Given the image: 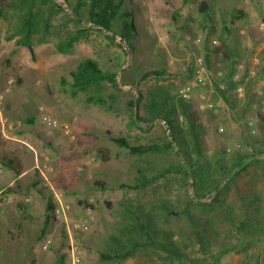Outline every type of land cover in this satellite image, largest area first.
I'll return each instance as SVG.
<instances>
[{
  "label": "rangeland",
  "instance_id": "374dc122",
  "mask_svg": "<svg viewBox=\"0 0 264 264\" xmlns=\"http://www.w3.org/2000/svg\"><path fill=\"white\" fill-rule=\"evenodd\" d=\"M73 1L69 0V3ZM200 1L129 0L127 9L131 11L135 29L131 44L117 36L109 41L107 33L92 28L88 38L75 43L68 53L56 51L58 37L54 34L42 43L38 42L37 36L33 37L32 52L17 47L15 39H4L8 26L0 21V169L4 167L3 157L12 158L18 153L27 155L21 157L25 167L35 166L28 175L12 186H6L0 194V203L6 205V211L10 209L7 217L10 220L0 219V237L4 236L0 238V264H55L53 252L65 250V245L61 242V225L54 221L51 213L43 231V221L48 216L45 210L47 199L52 201L53 207L62 205L69 220L84 214L87 208L83 202L91 206L93 221L89 231L75 235L81 251L79 264H99V254L108 250L111 244L109 237L119 235L122 201L147 209L154 204L152 208L156 218L159 216L160 226L173 234L172 241L184 255L181 260L185 264H208L211 255L220 247L229 245H235L239 252L223 255L218 264H264V0H203L211 7L208 15L198 12ZM55 3L64 9L63 13L71 15L67 1L55 0ZM237 9L246 10L247 14L231 25V15ZM63 13L53 18V25L61 21ZM80 24L81 27H91L83 21ZM75 27L69 22L66 30ZM225 27L228 32L224 31ZM14 49L17 53L6 60ZM86 58L96 61L102 70L117 74L120 102L113 112L87 104L81 94H70V73ZM198 59L204 63L207 78L204 77V84L190 88L187 100L205 129L203 160L216 156L232 172L236 169L232 162L237 154L248 153V148L253 150V157L246 160L247 169L221 196L222 202L217 205L213 216L220 218L223 210L228 209L234 219L239 220L245 213L259 209L256 215L253 212L250 215L256 229L253 240L241 238L218 222L209 226L216 234L211 236L213 239L206 253L185 236L189 234L186 219L169 217L165 220L159 208V202L163 201L183 209L188 197H193L190 180L184 186L177 180L180 179L178 175L168 173L144 193L120 188V185L134 183L137 166L146 168L152 175L176 167L175 151L178 148L163 155L136 159L110 140V137H123L131 145H161L169 141L170 135L162 123L129 126L124 102L137 100L139 95L145 96L155 86L181 96L180 90L188 87L193 79ZM228 63L230 67L232 64L237 66L234 74L241 77L244 91L242 98L233 93L232 109L220 99L214 88L217 73L224 77L227 72L222 69L226 70ZM249 70H255L256 75L247 79ZM153 71H164L163 80L155 77ZM143 73H149V78L141 80ZM260 91L263 93L261 99L257 96ZM10 98L19 113L30 116L32 124L26 123L19 115L10 116L6 107ZM259 101H263V105L259 109L253 108ZM205 104H211L212 108H201ZM42 113H50L60 122L74 120V142H68L59 129L44 128L39 122ZM248 117L256 121L258 134L255 137L248 136L244 129ZM178 124L185 130L183 117H178ZM238 143L242 148L236 151L233 146ZM228 148L230 152H227ZM60 157L68 158L75 165L76 181L71 186L56 189L51 186V179L58 170ZM7 182L8 177L0 174V187ZM210 197L202 201L208 203ZM251 197H256L258 202L255 208L249 206L245 209L247 205H243V198ZM17 205H20L19 212L32 209L31 217L23 218L27 220L23 222V228L16 226ZM191 213L199 219L213 217L203 215L210 213L198 207H191ZM6 223L13 227L5 232ZM50 229L54 231L56 244L53 241L50 249L43 252L40 243ZM10 232L14 234L10 235ZM7 251L15 252L7 255ZM64 258L66 261V256ZM161 258L166 259L162 253L141 254L123 264H168Z\"/></svg>",
  "mask_w": 264,
  "mask_h": 264
},
{
  "label": "trees",
  "instance_id": "16d2710c",
  "mask_svg": "<svg viewBox=\"0 0 264 264\" xmlns=\"http://www.w3.org/2000/svg\"><path fill=\"white\" fill-rule=\"evenodd\" d=\"M67 1L71 15L63 13L64 9L55 3V0H0V21L8 26V32L5 36L6 41L15 39L17 47H25L32 52L33 37H38V42H44L51 34L58 37L55 49L59 53H68L74 44L80 40H85L90 34V30L95 28L104 31L106 39L113 41L114 37H119L121 41L128 45L134 38V27L132 25V14L127 9L129 0H74L73 3ZM185 1V0H184ZM200 14L208 15L211 7L206 1H200L197 6ZM59 13H63L61 21L53 25V18ZM244 11L237 9L231 15L230 24L244 16ZM90 24L91 27H81V22ZM73 22L76 27L74 30H66L67 24ZM205 24V22L203 23ZM228 32L227 27L224 28ZM109 34H111L109 36ZM17 51L11 50L6 56L9 60ZM205 62L208 64L207 59ZM234 64H232L233 66ZM233 69V68H232ZM159 80H163L164 71H153L152 73ZM234 71L227 74L220 80L225 86L220 89L218 83L214 85L215 91L220 99L232 109L230 101L235 90V84L231 81ZM149 73H143L141 80L148 79ZM192 76V73H191ZM70 94L76 96L81 94L87 104L96 105L104 108L107 112H113L115 105L120 102V88L116 77L117 74L110 71H104L99 64L86 58L82 60L75 71L70 73ZM125 109L129 116V126L151 125L155 122L164 123L166 131L170 135L169 141H164L161 145L155 143L131 145L123 137H110V140L119 148H124L128 155L141 159L147 155H163L173 151L175 147V156L178 165L173 168L163 169L156 174H149L144 167H135L136 178L132 185H120L122 189H129L138 193H144L149 188L165 178L168 173H174L179 176V183L187 186L188 180L191 181L193 197H188V202L183 209L169 206L166 202H159V208L162 210L165 220L169 217L181 218L188 222V232L185 235L188 240L198 244L202 253H206L210 247L212 233L209 229L211 224L223 223L230 231L236 232L241 238L253 240L256 237V229L253 227V219L250 215H256L259 209H254L251 213H245L243 218L235 220L231 210H223L220 218L213 216L217 205L221 204V196L225 194L231 185L235 183L240 173L247 169L246 160L253 157V150L241 155L237 154L233 160L235 170L232 172L225 167L222 159L214 156L213 158H204V136L205 129L198 117L191 110V104L187 99L181 96L172 95L168 89L161 86L152 87L146 95H139V99H127L124 102ZM183 117L185 130L178 124V117ZM26 123L31 124L29 119ZM224 164H223V163ZM2 165L5 168L17 169L19 174L18 161L14 157H3ZM76 181L75 165L71 160L65 157L58 159V170L51 179V186L60 189L71 186ZM211 196L210 201L202 200ZM258 202L257 198H243L245 209L254 206ZM86 208H91L87 203H82ZM121 222L119 223V235H111V244L108 250L99 254V264H123L128 259H133L141 254L149 253L164 254L168 264H185L181 259L179 247L173 243V234L160 226L159 216L156 218L154 204L150 209L141 205H133L131 202L122 201L120 203ZM191 207H198L208 210V219H199L191 213ZM255 208V206H254ZM53 209V203L49 199L46 202V213L44 229L47 221L50 219V212ZM158 219V220H157ZM20 229V227L18 226ZM18 229V230H19ZM42 231V232H43ZM10 235L14 233L10 232ZM183 236V235H181ZM243 243V239H241ZM216 243V240L214 241ZM244 250V247L242 248ZM241 249V250H242ZM235 245L220 247L215 254L210 256L208 264H218L221 257L229 252H236ZM239 252V251H238ZM158 256V255H157ZM59 259L56 264H61Z\"/></svg>",
  "mask_w": 264,
  "mask_h": 264
},
{
  "label": "built area",
  "instance_id": "2783aa9c",
  "mask_svg": "<svg viewBox=\"0 0 264 264\" xmlns=\"http://www.w3.org/2000/svg\"><path fill=\"white\" fill-rule=\"evenodd\" d=\"M199 42V40H196ZM206 75V69L202 59H198L196 62V67L194 69V76L193 79L190 81L188 87H184L180 90V95L184 99H189V90L190 88L198 87L200 84H204V77ZM256 75L255 70H249L247 72V79L253 78ZM217 83L219 84L218 87L222 89L224 84L220 83L221 74L217 73L216 75ZM220 78V79H219ZM231 81L235 84L234 94L237 98H242L244 91L243 86L240 84L241 77L238 75H233ZM259 99L262 98L263 93L260 91L257 93ZM2 97L0 96V101ZM263 105V101H259L256 105L253 106L255 109H259L260 106ZM201 108L211 109V104L202 105ZM263 111V109H261ZM40 124L47 129L61 131L62 136L70 143L74 142L75 135L73 132V123L74 120H70L68 122H60L58 119L51 115L50 113H42L39 120ZM164 124V123H163ZM246 133L250 137H255L258 134V127L256 121L252 117H248L245 122ZM221 131V129H220ZM242 148L241 144H235L233 149L239 151ZM248 151H251V148H248ZM227 152H230V148L227 149ZM43 180L46 182L47 179L43 173H41ZM27 201V200H26ZM51 216L53 217L54 221L60 223L61 225V240L65 245V251L67 254L68 262L66 264H79L81 261V251L80 247L75 241V235L80 233H86L89 231L91 223L93 221V213L91 208H87L84 211V214L75 220H69L66 217L65 210L62 205L59 204L57 207H53L51 210ZM53 237L51 234H47L40 243V250L43 252H47L50 247L53 245Z\"/></svg>",
  "mask_w": 264,
  "mask_h": 264
},
{
  "label": "crops",
  "instance_id": "0c3cea01",
  "mask_svg": "<svg viewBox=\"0 0 264 264\" xmlns=\"http://www.w3.org/2000/svg\"><path fill=\"white\" fill-rule=\"evenodd\" d=\"M243 10V9H242ZM244 11V16L243 17H245L246 16V14H247V12H246V10H243ZM240 33H241V31H240ZM233 35V34H232ZM231 35V36H232ZM233 38H236L235 36L233 37ZM229 40H231V38H229ZM228 40V41H229ZM237 47H239V45H238V43H237V45H236ZM223 66V65H222ZM236 67L237 66H231L230 67V63H228L227 64V67H226V70H224V69H222L224 72H231V70H233L234 72L236 71ZM217 68V67H216ZM233 68V69H232ZM206 78H207V74H206V76H205ZM241 105V104H240ZM25 108H26V106H25V104L23 105ZM6 107H7V109H8V113L10 114V116H13V117H16L17 115H19L20 116V118L21 119H24V121L26 122L27 120H29V118H30V116L29 115H22V113H19V111L16 109V107L14 106V104H13V101H12V99L10 98V99H8L7 101H6ZM24 113V112H23ZM31 120V119H30ZM2 120H0V122H1ZM32 121V120H31ZM32 124V123H31ZM17 152H19V151H17ZM23 156H27L25 153H23V154H21V153H18V155L17 154H15L14 155V158L15 159H17V161H18V165H19V168H20V172H19V174L17 173V170H16V168H12V169H8V168H5V167H3V168H1L0 169V174H2V175H5L6 177H8V182L6 183V185H2L1 187H0V194L2 193V191L4 190V188L6 187V186H12L13 185V183H15L16 181H18V180H20L23 176H26V175H28L29 173H30V171L31 170H33L34 168H35V166H32V165H28V167H25L24 166V164H23V162H22V158L21 157H23ZM3 169V170H2ZM5 204H7V205H9L10 203H5ZM19 206L20 205H17V209L15 210L17 213H18V216H17V219H16V222H17V224H16V226L17 225H21V227L23 228L24 227V225H23V222H25V221H27V220H24L23 218L26 216V217H31V210L32 209H27V210H25V211H22V212H19L18 211V208H19ZM26 208H28V207H26ZM6 209H7V207H6V205H4V204H2V203H0V219H1V221H4V220H10L9 218H7L8 217V215L10 214V209H9V211H6ZM11 223H6V227H4L3 229H4V231L6 230V231H8V230H10L13 226H9ZM44 225H45V220L43 221V227H44ZM15 226V225H14ZM47 226V225H46ZM46 228V227H45ZM42 230V229H41ZM3 231V232H4ZM5 231V232H6ZM49 232H47V234H51L52 235V237L54 238V231H51V229L50 230H48ZM41 233H42V231H41ZM1 237H4V236H1ZM0 237V238H1ZM6 237V236H5ZM56 239L54 238V242H55V244H56V241H55ZM2 241V240H1ZM61 242H63V241H61ZM29 249H30V247H29ZM15 251H11V252H6L7 253V255H13V253H14ZM53 254H54V259H55V261H54V263L56 264V262L59 260V259H62V263L61 264H66L67 262H68V259H67V254H66V251L65 250H61V251H56V252H53ZM56 256V257H55ZM66 256V261H65V257Z\"/></svg>",
  "mask_w": 264,
  "mask_h": 264
}]
</instances>
